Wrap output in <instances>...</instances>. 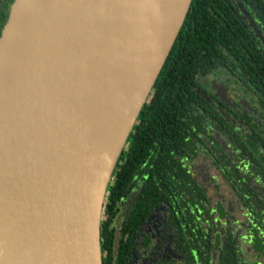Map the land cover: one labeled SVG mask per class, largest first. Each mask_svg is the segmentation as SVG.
Returning a JSON list of instances; mask_svg holds the SVG:
<instances>
[{
	"label": "water",
	"instance_id": "95a60500",
	"mask_svg": "<svg viewBox=\"0 0 264 264\" xmlns=\"http://www.w3.org/2000/svg\"><path fill=\"white\" fill-rule=\"evenodd\" d=\"M191 4L174 0L164 50L125 120L102 55L117 39L100 25L113 5L13 1L0 35V264H103L113 171Z\"/></svg>",
	"mask_w": 264,
	"mask_h": 264
},
{
	"label": "flooded vegetation",
	"instance_id": "af4514ba",
	"mask_svg": "<svg viewBox=\"0 0 264 264\" xmlns=\"http://www.w3.org/2000/svg\"><path fill=\"white\" fill-rule=\"evenodd\" d=\"M224 1L264 59V10ZM224 53L232 56L227 47ZM220 54L218 70L198 77L196 91L220 113L222 129L211 123L206 134L200 130L208 146L183 160L196 181L192 192L182 186L187 194H179L178 182L145 190L146 176L129 182L114 219V253L126 251L125 264H220L229 236L237 264H264V85L246 83L241 68L222 69ZM143 193L152 197L148 211L134 213Z\"/></svg>",
	"mask_w": 264,
	"mask_h": 264
},
{
	"label": "trees",
	"instance_id": "16d2710c",
	"mask_svg": "<svg viewBox=\"0 0 264 264\" xmlns=\"http://www.w3.org/2000/svg\"><path fill=\"white\" fill-rule=\"evenodd\" d=\"M13 1L0 0V35ZM241 4L264 10V0H241ZM221 14L222 19L219 18ZM221 41L222 49L218 46ZM226 47L231 57L224 53ZM221 50L222 69L241 68V77L246 83L264 85L263 55L253 49L251 37L225 1L192 0L185 23L129 135L130 146L124 148L113 171L101 222L103 264H114L115 259L116 264H125L126 251L114 253V219L116 205L127 195L126 188L132 179L146 176L150 182L145 190L158 188L160 184L156 182L161 185L172 182L177 188L175 183L178 182L179 194H187L186 191L183 193L182 186L193 191L196 181L187 173L183 160L196 154L195 148L208 146L209 139L206 142L199 135L200 130L206 134L211 123H219L222 129L220 113L196 91L199 88L197 78L218 70ZM261 91L264 96V88ZM144 196L145 193L140 195V204L134 213L148 211L144 202L152 197ZM207 213L210 214L209 208ZM233 244L234 240L229 236L223 246L220 264H237Z\"/></svg>",
	"mask_w": 264,
	"mask_h": 264
},
{
	"label": "bare ground",
	"instance_id": "6f19581e",
	"mask_svg": "<svg viewBox=\"0 0 264 264\" xmlns=\"http://www.w3.org/2000/svg\"><path fill=\"white\" fill-rule=\"evenodd\" d=\"M120 1L104 0L113 10L100 25L117 39L102 55L118 75L110 88L117 99L128 103L118 109L128 120L164 50L174 0H129L119 8Z\"/></svg>",
	"mask_w": 264,
	"mask_h": 264
},
{
	"label": "rangeland",
	"instance_id": "374dc122",
	"mask_svg": "<svg viewBox=\"0 0 264 264\" xmlns=\"http://www.w3.org/2000/svg\"><path fill=\"white\" fill-rule=\"evenodd\" d=\"M145 105H146V104H145ZM145 105L143 106L142 110L145 108ZM142 110H141V111H142Z\"/></svg>",
	"mask_w": 264,
	"mask_h": 264
}]
</instances>
